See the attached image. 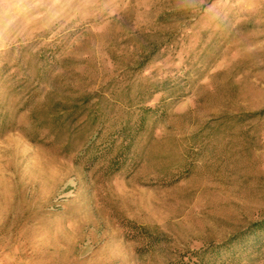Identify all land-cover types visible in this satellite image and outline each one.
I'll return each instance as SVG.
<instances>
[{
	"label": "rangeland",
	"instance_id": "rangeland-1",
	"mask_svg": "<svg viewBox=\"0 0 264 264\" xmlns=\"http://www.w3.org/2000/svg\"><path fill=\"white\" fill-rule=\"evenodd\" d=\"M261 110L264 0H0V264H165L264 220Z\"/></svg>",
	"mask_w": 264,
	"mask_h": 264
},
{
	"label": "trees",
	"instance_id": "trees-1",
	"mask_svg": "<svg viewBox=\"0 0 264 264\" xmlns=\"http://www.w3.org/2000/svg\"><path fill=\"white\" fill-rule=\"evenodd\" d=\"M76 108L77 107L74 106L73 110L70 109L65 116V120H72L71 116ZM137 108L141 112L140 115H138V119L133 123L130 122L129 119L124 121L115 132H113V137L109 142L111 145L109 149L105 151V154L112 152L115 141L120 138L122 139L118 151H116L110 161V165H112L114 169H118L122 165L120 160L124 162L126 159V153L130 146L133 132L143 128L146 112L155 113L157 111V107H142L140 105ZM63 110L62 112H67L66 109ZM259 115H264V110L252 113L248 117H256ZM60 117L62 118V115H59V118ZM261 245H264V220L251 224L245 230L230 236L220 243L209 244L196 250H186L165 264H241L243 258L247 257L252 250H260L258 248H260Z\"/></svg>",
	"mask_w": 264,
	"mask_h": 264
}]
</instances>
